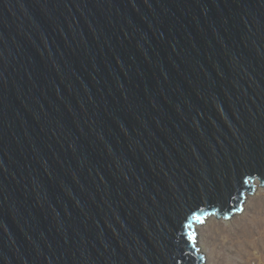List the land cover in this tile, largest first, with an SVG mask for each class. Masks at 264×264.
I'll list each match as a JSON object with an SVG mask.
<instances>
[{
  "label": "water",
  "instance_id": "1",
  "mask_svg": "<svg viewBox=\"0 0 264 264\" xmlns=\"http://www.w3.org/2000/svg\"><path fill=\"white\" fill-rule=\"evenodd\" d=\"M258 184L264 0H0V264H204Z\"/></svg>",
  "mask_w": 264,
  "mask_h": 264
},
{
  "label": "rangeland",
  "instance_id": "2",
  "mask_svg": "<svg viewBox=\"0 0 264 264\" xmlns=\"http://www.w3.org/2000/svg\"><path fill=\"white\" fill-rule=\"evenodd\" d=\"M197 225L210 264H264V186L248 193L243 209L229 219L210 215Z\"/></svg>",
  "mask_w": 264,
  "mask_h": 264
},
{
  "label": "bare ground",
  "instance_id": "3",
  "mask_svg": "<svg viewBox=\"0 0 264 264\" xmlns=\"http://www.w3.org/2000/svg\"><path fill=\"white\" fill-rule=\"evenodd\" d=\"M198 223H196V228L198 227V225H197ZM198 245H199V239H198ZM200 246V245H199ZM204 249H205V246L204 245H202V246H200V251L202 252V253H204L205 251H204ZM205 254H206V252H205ZM207 257H206V261H204L205 263L204 264H210V259H209V257H208V255H206Z\"/></svg>",
  "mask_w": 264,
  "mask_h": 264
}]
</instances>
